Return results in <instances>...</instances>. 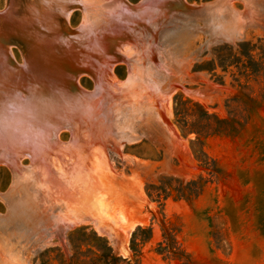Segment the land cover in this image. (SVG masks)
Segmentation results:
<instances>
[{"label":"rangeland","instance_id":"obj_1","mask_svg":"<svg viewBox=\"0 0 264 264\" xmlns=\"http://www.w3.org/2000/svg\"><path fill=\"white\" fill-rule=\"evenodd\" d=\"M158 1L0 0V55L10 57L16 70L34 71L29 46L36 40L65 43L63 28L78 31L83 43L87 41L73 57L85 52L100 60L111 58L112 72V80H105L101 60L99 75L85 71L75 76L74 64L55 52L52 63L67 66L55 71L60 78L53 83L69 88L78 80L82 104L92 103L98 113L80 102L71 104L77 99L72 95L49 108L51 114L43 109L44 117L36 118L34 125L22 124L24 132L10 127L7 121L13 116L1 119L0 134H11L18 151L38 150L40 156L12 157L13 148L0 142V157L7 161L0 160V264H42L41 255L49 249L69 255L70 233L81 227L106 237L128 260L134 259L133 232L152 227L153 239L143 246L141 264H179L156 253L163 241L162 221L179 229L178 241L191 264H264V77L241 78L237 68L219 66L242 43L258 47L252 52L256 60L264 56V0H177L180 6L172 7L161 21ZM128 5L141 14L127 15ZM90 30L123 34L126 42L116 47L114 39L103 49L92 42L87 48ZM70 46L73 55L76 48ZM112 47L122 60L108 56ZM25 89H17L24 98L17 107L32 104L35 110L40 92L31 83ZM30 91L35 94L30 96ZM240 93L257 98L261 106L238 136L206 140L205 152L220 170L213 175L194 153L196 136H184L176 125V99L190 100L227 119V104ZM51 122L59 126L55 139L49 134ZM24 141L45 149L33 151L20 145ZM200 178L207 185L196 200L171 197L161 206L146 194L148 185L166 179L188 183ZM95 219L104 222L109 233H99Z\"/></svg>","mask_w":264,"mask_h":264},{"label":"trees","instance_id":"obj_2","mask_svg":"<svg viewBox=\"0 0 264 264\" xmlns=\"http://www.w3.org/2000/svg\"><path fill=\"white\" fill-rule=\"evenodd\" d=\"M229 49L232 51V48ZM239 49L229 60L222 58L219 66L223 70H228L230 67L237 68L241 78L264 77V56L256 60L252 54L258 47L250 43H242ZM260 106L261 102L257 98L240 93L227 104L230 117L222 119L200 104L180 97L176 99L175 122L184 136L192 134L196 136L192 143L194 153L204 164L206 170L213 175H218L220 170L205 152L206 140L222 135L238 136ZM206 185L207 181L203 178L188 183L166 179L160 185H148L146 194L152 202H157L162 206L163 202L171 197L186 201L196 200L204 193ZM89 229L81 227L70 233L71 254L65 255L60 249H49L41 255L42 264H52V261L58 264H141L143 246L153 239L152 227H138L133 232L130 241L134 259L128 260L114 251L106 237ZM161 230L163 241L158 244L156 253L166 259L177 261L179 264H191L190 256L178 241L179 229L170 222L162 221Z\"/></svg>","mask_w":264,"mask_h":264},{"label":"bare ground","instance_id":"obj_3","mask_svg":"<svg viewBox=\"0 0 264 264\" xmlns=\"http://www.w3.org/2000/svg\"><path fill=\"white\" fill-rule=\"evenodd\" d=\"M69 2H72V3H78V1L79 0H68ZM71 3V4H72ZM91 3V2H90ZM79 4V3H78ZM81 5H82V2L80 3ZM83 4H85V1H84V3ZM83 6V5H82ZM128 9H127V15H130V13H136V14H141L140 13V11H138L137 9L138 8H136V7H132V6H126ZM61 9V8H60ZM125 10H126V8H125ZM148 10V9H147ZM127 15H125V16H127ZM136 16V15H135ZM136 17H138V16H136ZM134 18V17H133ZM126 19V18H125ZM137 19H139V17L137 18ZM133 22V21H132ZM149 22V21H148ZM125 23H127V22H125ZM140 23V22H139ZM138 23V24H139ZM142 23V22H141ZM140 23V24H141ZM130 24V23H129ZM122 25V24H121ZM123 26V25H122ZM125 27V26H124ZM120 28H121V26H120ZM91 29V28H90ZM68 30V29H67ZM119 30V29H118ZM127 30V29H126ZM66 31V30H65ZM88 31H89V29H88ZM91 31V30H90ZM128 31V30H127ZM54 33V32H53ZM82 33V32H81ZM96 33V32H95ZM93 34V31H91V33H89V34H91V36L89 37V40H88V46H87V44H86V46H87V48L90 46L91 48L93 47V43L92 42H94V44L96 43V44H98L102 49L105 47V44L104 43H107V42H114V41H112V40H114V37L113 38H109V34L108 33H104V32H99L98 34ZM126 33V32H125ZM56 34V33H55ZM67 34V33H66ZM89 34L87 35V36H89ZM51 35H53V34H51ZM60 35L62 36V37H64V39L66 40V36H68V40L65 42V43H59V41L57 42V41H55V40H45V41H41V40H36V42H34L33 44H31L30 46H29V53H30V56H31V62H32V64H33V66L36 68L34 71H32L30 74L29 73H27V69L26 70H16L15 68H14V66H12L13 65V61L10 59V57H6V55H0V121H2L1 119L2 118H5V116L7 117V116H13L12 118H13V120L11 119V118H9L10 119V121H7L8 123H9V125L11 124V125H14V126H16V130L18 131V132H22L23 130H24V128L25 127H27L26 126V122H28V125L30 124L31 125V123L33 124V121H36L37 119H41V118H43L44 116L43 115H45V114H42L43 113V109L44 110H47V113L48 114H51V112H52V110L50 111L49 110V108H51V109H55V108H53V107H55V105L56 104H59V101L58 100H62L63 102H65V101H69V100H71V96L72 95H75V97L77 98V99H73L74 101H73V103H71V104H79V102H80V106L81 107H83L84 105L82 104V102H81V100H82V98L84 99V97H82V94L80 95V94H78V93H76V92H74L71 88H70V86H69V88H67V87H65V85H59V83L57 84V83H53V80H57V79H59L60 77L58 76V74H55L56 72L55 71H57V70H59L60 69V66L61 65H63V66H67V63H64V62H61V61H59V62H57V63H52L53 61H54V53L55 52H57V53H59L62 57H64V58H66V60L68 59H71V58H73V56H74V54H75V52H77V49L78 50H80V49H82V47H83V45L82 44H85V43H83V40L81 39V37H80V34H77L76 35V37H75V40L76 41H78L77 42V46L79 45L80 46V48L79 47H75L76 48V51H74V53H73V55H72V52H69V51H71V50H69L68 51V48H69V45H70V42H69V39H70V37H69V35H64L63 34V32L62 33H60ZM106 35H108V36H106ZM118 35H119V33H118ZM123 35V34H122ZM54 36V35H53ZM56 37H58V34H56L55 35ZM61 36H59V37H61ZM86 36V37H87ZM86 39V38H85ZM85 41V40H84ZM89 41H91V43H89ZM61 42H63V41H61ZM101 42V43H100ZM52 43V44H51ZM49 44H51V45H49ZM85 46V45H84ZM96 46V45H95ZM99 46H97L98 47V49L97 48H95L96 50H98V51H100V48H99ZM108 46V45H107ZM106 46V47H107ZM117 47H119V46H117ZM71 48V47H70ZM86 48V47H85ZM113 48V47H112ZM116 49V48H115ZM121 49V48H120ZM73 50H75V49H73ZM69 52V53H68ZM89 52V51H88ZM70 53H71V55H70ZM85 53V52H84ZM58 54V55H59ZM81 54V53H80ZM89 54V53H88ZM83 55V54H82ZM120 56H122L121 54H119ZM71 56V57H70ZM76 56V55H75ZM81 56V55H80ZM79 56V57H80ZM70 57V58H69ZM82 57V56H81ZM80 57V58H81ZM59 58V57H58ZM109 59H111V58H109ZM108 58H104V57H102V61H103V67L101 68V69H103V76H104V78H105V80H112V78H111V76H112V72L110 71V69H109V67H110V60H109ZM112 59H114V57L112 58ZM116 59V61L118 60L117 58H115ZM80 60V59H79ZM72 61H74V59H72ZM115 60H113V62H114ZM119 61V60H118ZM113 65V64H112ZM32 66V67H33ZM51 68H53V69H51ZM69 69H71V68H69ZM99 69V68H98ZM97 69V70H98ZM112 69V68H111ZM29 71V70H28ZM51 71V72H50ZM98 71H100V70H98ZM97 71V72H98ZM72 72H73V69H72ZM96 72V73H97ZM51 73V76H49V74ZM53 73V74H52ZM88 73V72H87ZM86 73V74H87ZM73 75H74V73H73ZM88 75V74H87ZM96 75H99V72L96 74ZM84 76V75H83ZM86 76V75H85ZM97 77V76H96ZM99 77V76H98ZM97 77V78H98ZM95 78V77H94ZM79 79V78H78ZM100 78H98V80H99ZM97 81V80H96ZM74 82H75V80H74ZM77 82H78V80H77ZM76 82V83H77ZM99 82V81H98ZM27 83H31V86H34V87H36L37 89H36V91L37 90H39V92H40V94H39V102H38V108H36L35 110L33 109V105L32 104H30L29 105V108H24V107H22V106H20L19 108L17 107L18 106V103L19 104H21L20 103V98H22L21 97V95H20V93H19V91H17V89H22L20 86H23V88H24V90L25 91H27V89H25L26 87H27ZM95 83H97V82H95ZM40 84H43V86H41ZM44 85H45V87H44ZM48 85V86H47ZM77 85V84H76ZM98 86H100V84L98 85ZM97 86V87H98ZM78 87V86H77ZM35 89V88H34ZM79 89V88H78ZM101 89V88H100ZM24 90H21V91H24ZM20 91V92H21ZM32 93H34V92H32V91H30V92H28V94L30 95V96H33V94ZM35 94V93H34ZM36 94H38V93H36ZM98 95H100V94H98ZM81 97V98H80ZM98 97V96H97ZM50 98V99H49ZM91 98V97H90ZM89 98V99H90ZM99 98V97H98ZM22 99H24V98H22ZM21 99V100H22ZM92 100V99H91ZM31 101V100H30ZM83 101H85V100H83ZM87 101V100H86ZM70 104V105H71ZM92 103H89L88 105H86V106H84L85 108L88 106V108H90L89 110H94V111H92V112H96V110L95 109H93L94 108V105H91ZM96 104V103H95ZM76 106H78V105H76ZM44 107V108H43ZM83 107V108H84ZM70 108H71V106H70ZM4 109H5V111H6V109H11V113H6L5 111H4ZM87 109V108H86ZM86 109H83V111L85 112L86 111ZM27 112V114L26 113H24V112ZM29 113H32L33 114V116H28V114ZM98 112H96V114H97ZM53 114H54V112H53ZM102 114V113H101ZM31 115V114H30ZM56 115V114H55ZM54 115V116H55ZM64 115V114H63ZM47 116V115H46ZM37 118V119H36ZM55 118L57 119V117L55 116ZM66 118H68V117H66ZM96 118V117H95ZM46 119H48V118H46ZM49 120V119H48ZM77 120V119H76ZM96 120V119H95ZM37 121H39V120H37ZM61 121V120H60ZM59 121V122H60ZM3 122V121H2ZM66 122V121H65ZM68 122V121H67ZM66 122V123H67ZM77 122V121H76ZM87 121H85V124H84V122H82L84 125H86L87 123H86ZM52 123V122H51ZM64 123V122H63ZM62 123V124H63ZM69 123H71V122H69ZM5 124V123H4ZM22 124L23 125H25V127H23L22 126ZM36 124V123H35ZM47 124V123H46ZM53 124V126L54 127H52L51 125ZM52 124H49L51 127H49L51 130H50V137H51V139H55V137L56 136H58L59 137V135H58V129H59V126L58 127H56L55 128V126H57V124L56 123H52ZM74 124V121L72 122V124L71 125H73ZM78 124V123H77ZM76 124V125H77ZM3 125V124H2ZM8 125V124H7ZM10 125V127H12ZM34 125V124H33ZM59 125V124H58ZM70 125V124H69ZM70 125V126H71ZM93 125V124H92ZM98 125V124H97ZM6 126V125H5ZM32 126V125H31ZM31 126H30V128L29 129H31L32 130V128H31ZM64 126H65V124H64ZM67 126H68V124H67ZM99 126V125H98ZM37 127V126H36ZM61 127H62V125H61ZM73 127V126H72ZM39 129H40V127H38ZM44 128H46V126H44ZM48 128V127H47ZM58 128V129H57ZM3 129H4V127H3ZM37 128H35V130H36ZM69 129V128H68ZM79 129V128H78ZM88 130H89V128H87ZM34 130V131H35ZM61 130V129H60ZM59 130V131H60ZM65 130V129H64ZM63 130V131H64ZM82 130V129H81ZM2 131V130H1ZM3 131H5V130H3ZM27 131V130H26ZM44 131V130H43ZM62 131V130H61ZM60 131V132H61ZM77 131V130H76ZM18 132H16V133H18ZM24 132V131H23ZM46 132H49V129H48V131H46ZM67 132V131H66ZM79 132V131H78ZM2 133V132H1ZM4 133V132H3ZM39 133V132H38ZM37 133V134H38ZM19 134L21 135V133H18V136H19ZM63 134V133H62ZM75 134V133H74ZM11 134H9V133H4V134H0V142H2V145L1 146H3V147H5V146H7V147H11V148H13V150L14 151H12L11 153L13 154V156L12 157H15V158H17L18 156H21V154H22V156L24 155V154H26V153H29V154H31V156H33L34 158L35 157H37L38 155L40 156V151H38V150H36V152H29V150H27V149H23V150H20V151H18V149H17V147L16 146H14L13 144H14V142H12V141H14L13 140V138L11 139V136H10ZM17 135V134H16ZM39 135V134H38ZM23 135H21L20 137H22ZM42 138H44L42 135H40ZM48 136V135H47ZM17 137V136H16ZM35 135H34V137H32V138H30V139H35ZM40 137V138H41ZM15 138V137H14ZM18 138V137H17ZM75 138V137H74ZM83 138V137H82ZM3 142H5L6 144L5 145H3L4 143ZM82 142H83V140H82ZM74 143V142H73ZM83 144V143H82ZM21 146H23V147H26V148H28V149H31V150H35L36 148H42V149H45V146H42V145H35V144H33V143H29V142H27V141H24V142H22L21 144H20ZM79 145H80V143H79ZM94 145V144H93ZM75 146V145H74ZM36 147V148H35ZM79 148H81V147H79ZM4 149V148H3ZM5 150V149H4ZM3 150V151H4ZM33 150V151H34ZM94 155V154H93ZM6 156V155H5ZM0 160H3V161H5V159H4V157L2 156V158L0 157ZM36 161H37V164L39 165V163H40V161H38L37 159H35ZM20 161L21 160H19V163H20ZM5 162H7V161H5ZM82 165V164H81ZM40 166V165H39ZM70 168V167H69ZM88 168V167H87ZM70 170V169H69ZM71 173V172H70ZM34 181H35V178H34ZM86 193V192H85ZM101 210H102V208H101ZM100 210V211H101ZM102 212V211H101ZM100 213V212H99ZM98 217V216H97ZM107 217V216H106ZM92 218H94V217H92ZM94 220V219H93ZM96 220V219H95ZM98 223L96 224L97 226V229L96 230H98V232L99 233H101V234H104V233H109V230L108 229H106L104 226L105 225H103V224H105L104 222H102V223H99V220H96ZM103 221H104V219H103ZM132 229V228H131ZM107 231V232H106ZM129 238V237H128ZM113 244H114V246L116 247V248H120V245H119V241H114L113 242ZM122 251V250H121ZM122 253H123V251H122Z\"/></svg>","mask_w":264,"mask_h":264},{"label":"water","instance_id":"obj_4","mask_svg":"<svg viewBox=\"0 0 264 264\" xmlns=\"http://www.w3.org/2000/svg\"><path fill=\"white\" fill-rule=\"evenodd\" d=\"M155 6L158 7L159 10H161V12L163 13L162 14V17L159 18V21H161L162 19H164L167 15V12H169L171 10L172 7H175V6H180V4L177 2V0H160L158 1L157 4H155ZM62 32L64 35H69L70 39H69V42H70V47L73 49L75 47H79L80 46L78 45L77 46V42L75 40V35H76V32L78 33V31H72L70 33H67L63 28H62ZM67 33V34H66ZM126 34V33H125ZM109 38H113L117 40V45H115L116 47L118 45H122L124 44V42H126V40H124L125 36L124 35H118V34H109ZM108 36V35H106ZM123 39V40H122ZM122 42V43H121ZM76 50V49H75ZM74 50V51H75ZM88 53H84L83 54V57L79 60L78 59V55H76L75 57L71 58L70 60H67V61H71V64L73 66L74 64V69H73V73L75 76H78L81 72H88L89 74H92V75H95L97 74L96 71H97V67L101 66V60L99 58V56L97 55H87ZM87 58H90L92 59L91 61H89L88 59H84L85 57ZM91 56L93 58H91ZM108 56H111V57H116L118 60H122V57L118 54V52L116 51L115 47L111 48L109 50V55ZM74 62L72 61V59H74ZM78 59V60H77ZM70 88L78 93V94H83L77 87L76 85V82H70ZM118 241V240H115V242Z\"/></svg>","mask_w":264,"mask_h":264}]
</instances>
